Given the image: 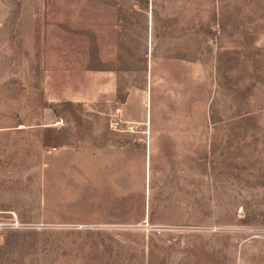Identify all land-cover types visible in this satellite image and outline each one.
Here are the masks:
<instances>
[{
  "label": "rangeland",
  "instance_id": "obj_1",
  "mask_svg": "<svg viewBox=\"0 0 264 264\" xmlns=\"http://www.w3.org/2000/svg\"><path fill=\"white\" fill-rule=\"evenodd\" d=\"M0 264H264V0H0Z\"/></svg>",
  "mask_w": 264,
  "mask_h": 264
}]
</instances>
